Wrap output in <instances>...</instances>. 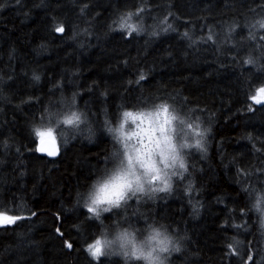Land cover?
<instances>
[{
	"label": "trees",
	"instance_id": "1",
	"mask_svg": "<svg viewBox=\"0 0 264 264\" xmlns=\"http://www.w3.org/2000/svg\"><path fill=\"white\" fill-rule=\"evenodd\" d=\"M126 11L143 34L109 30ZM261 20L264 0H0V214L19 217L0 225V264H122L86 251L101 225L80 193L111 164L108 120L157 100L203 118L206 150L190 154L171 196L133 200L104 221L187 233L170 264H264L250 208L251 190L264 188V102L251 99L264 87ZM69 108L97 128H54L59 156L39 154L31 126L46 130Z\"/></svg>",
	"mask_w": 264,
	"mask_h": 264
},
{
	"label": "clouds",
	"instance_id": "2",
	"mask_svg": "<svg viewBox=\"0 0 264 264\" xmlns=\"http://www.w3.org/2000/svg\"><path fill=\"white\" fill-rule=\"evenodd\" d=\"M134 17L132 11L119 14L109 30L143 34V25ZM33 78L41 79L35 74ZM73 112L80 116L78 125H84L83 114L69 108L52 112L49 126L76 129V123H66ZM31 128L33 134L39 129L38 125ZM105 131L114 145L109 154L111 164L101 169L79 199L90 218L101 225L94 240L89 242L99 240L101 254L98 258L91 256L97 261L105 256L119 258L122 264H170L174 255L186 250L187 233L170 230L163 221H145L140 227L127 219L107 224L103 218L113 210L125 209L133 200L139 205L145 200L155 201L161 193L171 196L177 181L189 175L190 154L206 150L211 128L194 109L184 110L172 100H157L137 107H122L114 121L108 120ZM250 208L264 226V188L251 190ZM193 211H197L195 205ZM86 251L89 252L87 246Z\"/></svg>",
	"mask_w": 264,
	"mask_h": 264
},
{
	"label": "snow or ice",
	"instance_id": "3",
	"mask_svg": "<svg viewBox=\"0 0 264 264\" xmlns=\"http://www.w3.org/2000/svg\"><path fill=\"white\" fill-rule=\"evenodd\" d=\"M129 15H131V14H129ZM257 23L259 24V27L264 28V21H258ZM56 31L63 32L64 28L62 26L58 27V28H56ZM129 35H131V32L129 33ZM248 63H253V61L251 59H249ZM140 79L142 80V79H144V77L141 76ZM251 99L258 104L264 102V87H260L257 90L256 94L251 97ZM79 121H80V116L77 115L75 112H73L72 117L68 118L66 123L69 125L76 123L78 126ZM36 134L41 138V143H43L45 137H48L49 139L52 140V143L55 144V139L53 136V129L52 128L49 127L46 130L37 129ZM45 150L46 149L41 148V151H45ZM48 154L49 155H56L57 153L55 150H53V151H49ZM89 211L94 212L95 209H89ZM17 219H19V217H10V216L4 215V214H0V223H3V224L14 223L15 220H17ZM70 246L71 245H69V247ZM88 250L92 256H95L98 258L101 254L100 241L96 240L95 243L90 244L88 246Z\"/></svg>",
	"mask_w": 264,
	"mask_h": 264
},
{
	"label": "water",
	"instance_id": "4",
	"mask_svg": "<svg viewBox=\"0 0 264 264\" xmlns=\"http://www.w3.org/2000/svg\"><path fill=\"white\" fill-rule=\"evenodd\" d=\"M41 148H44L46 149L45 151H41ZM36 149H37V152L39 154H43V155H46L48 156L49 158H57L60 154V147L57 143V141L55 140V144L52 143V140L49 139L48 137H45L44 138V141L43 143H41V138L37 141V144H36ZM55 150L56 151V155H49V151H53ZM0 225H3V223H0Z\"/></svg>",
	"mask_w": 264,
	"mask_h": 264
},
{
	"label": "rangeland",
	"instance_id": "5",
	"mask_svg": "<svg viewBox=\"0 0 264 264\" xmlns=\"http://www.w3.org/2000/svg\"><path fill=\"white\" fill-rule=\"evenodd\" d=\"M80 112H81V111H80ZM81 113L83 114L84 119H85L84 127L90 129V130H91V135H92V132L94 131V129L97 128V125L93 122V118L88 117V115L85 114V113H83V112H81ZM89 122L91 123V125H90ZM48 128H49V127H48ZM50 128H51V127H50ZM52 129H53V136L56 138L57 133L55 132V129H54V128H52ZM55 138H54V139H55ZM55 140H56V139H55ZM56 141H57L58 145H60L59 141H58V140H56ZM61 143H62L63 146L66 145V143H64V142H61ZM109 165H110V164H109ZM109 165H108V166H109Z\"/></svg>",
	"mask_w": 264,
	"mask_h": 264
}]
</instances>
